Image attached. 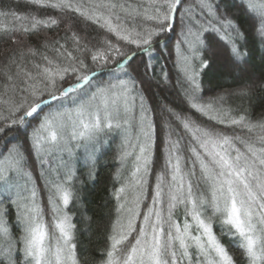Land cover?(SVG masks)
Returning <instances> with one entry per match:
<instances>
[{
  "label": "snow or ice",
  "instance_id": "6c2138e0",
  "mask_svg": "<svg viewBox=\"0 0 264 264\" xmlns=\"http://www.w3.org/2000/svg\"><path fill=\"white\" fill-rule=\"evenodd\" d=\"M22 2L0 0V264H80L79 162L94 179L117 140L127 175L98 264H237L217 219L264 264V0Z\"/></svg>",
  "mask_w": 264,
  "mask_h": 264
},
{
  "label": "trees",
  "instance_id": "16d2710c",
  "mask_svg": "<svg viewBox=\"0 0 264 264\" xmlns=\"http://www.w3.org/2000/svg\"><path fill=\"white\" fill-rule=\"evenodd\" d=\"M11 4L12 8L19 12L24 13L28 9L24 6L22 0H6ZM11 18H0V25H10ZM52 36L51 31L48 32ZM61 35L63 31L61 30ZM173 39V41H171ZM175 43V34L171 35L168 40L169 48L171 49ZM5 44L0 43V49H4ZM167 55V54H166ZM175 54L167 59H160L159 65H163L170 76L175 79L177 77V69L173 65ZM256 70H261L260 61H254ZM159 66L157 72H159ZM107 78V77H105ZM205 88H226L234 86L230 80L221 79L218 76L205 78ZM206 95H211V92L206 91ZM169 99H173L169 96ZM234 105L239 104L240 101L233 98ZM254 118H258L264 108L253 105L250 109ZM119 141L111 144L97 165V174L94 179L87 177V169L83 167V161L79 162L78 175L82 183L76 185L78 193V200L69 205L70 214L73 216V222L76 225V242H77V256L80 264H98L103 259V252L106 248V234L108 223L111 214L115 207V200L112 197V192L115 188L119 187L116 180L118 171L127 175V169H121L119 162L116 160V150ZM177 217L182 220V210L177 211ZM8 220L12 225L14 234L18 235V230L15 226V210L9 209ZM44 220L49 225L50 232L52 223V214L48 209L47 203H44ZM214 231L217 236L221 238V242L228 248L230 254L236 260L237 264H245L240 260V254L234 247L233 242L227 237L222 236L220 231V224L218 219L214 221Z\"/></svg>",
  "mask_w": 264,
  "mask_h": 264
},
{
  "label": "rangeland",
  "instance_id": "374dc122",
  "mask_svg": "<svg viewBox=\"0 0 264 264\" xmlns=\"http://www.w3.org/2000/svg\"><path fill=\"white\" fill-rule=\"evenodd\" d=\"M171 41H173V39Z\"/></svg>",
  "mask_w": 264,
  "mask_h": 264
}]
</instances>
